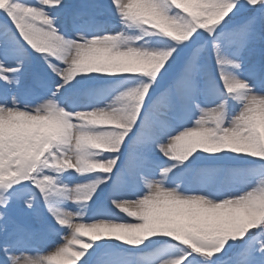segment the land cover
I'll return each mask as SVG.
<instances>
[{"label": "snow or ice", "instance_id": "snow-or-ice-1", "mask_svg": "<svg viewBox=\"0 0 264 264\" xmlns=\"http://www.w3.org/2000/svg\"><path fill=\"white\" fill-rule=\"evenodd\" d=\"M0 264H264V0H0Z\"/></svg>", "mask_w": 264, "mask_h": 264}]
</instances>
